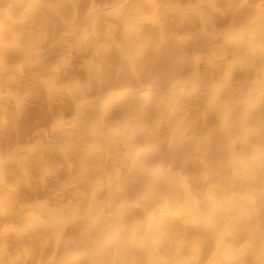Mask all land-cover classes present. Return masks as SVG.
Wrapping results in <instances>:
<instances>
[{"label": "bare ground", "instance_id": "bare-ground-1", "mask_svg": "<svg viewBox=\"0 0 264 264\" xmlns=\"http://www.w3.org/2000/svg\"><path fill=\"white\" fill-rule=\"evenodd\" d=\"M0 264H264V0H0Z\"/></svg>", "mask_w": 264, "mask_h": 264}]
</instances>
